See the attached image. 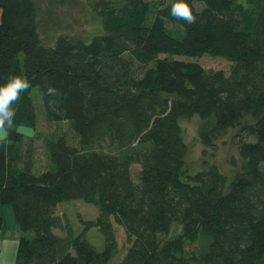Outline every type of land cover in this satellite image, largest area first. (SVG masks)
Instances as JSON below:
<instances>
[{
    "label": "trees",
    "instance_id": "16d2710c",
    "mask_svg": "<svg viewBox=\"0 0 264 264\" xmlns=\"http://www.w3.org/2000/svg\"><path fill=\"white\" fill-rule=\"evenodd\" d=\"M69 1L46 0L44 13L40 0H0V85L12 75L31 85L0 139V205L21 234L15 264H110L115 225L130 245L119 264H264V0H184L192 23L171 14L176 0H84L99 23L92 37L54 23ZM206 55L229 71L185 60ZM35 88L45 121L72 122L90 150L61 136L40 175L35 142L19 132L38 124ZM193 119L204 156L236 130L241 166L229 184L215 165L186 167ZM72 201L97 209L84 224L104 234L103 251L59 214Z\"/></svg>",
    "mask_w": 264,
    "mask_h": 264
},
{
    "label": "rangeland",
    "instance_id": "374dc122",
    "mask_svg": "<svg viewBox=\"0 0 264 264\" xmlns=\"http://www.w3.org/2000/svg\"><path fill=\"white\" fill-rule=\"evenodd\" d=\"M69 1L66 9H61L54 18V23L60 25V28H68V24L71 27L70 32L73 34H80L81 36L92 37L99 31L98 21H93L91 16L87 14V9L84 5V0ZM70 5V6H69ZM40 7L45 13L47 10L46 0H40ZM46 41L53 40V33L51 29L46 28L45 35H43ZM53 42V41H52ZM185 58H182L184 60ZM190 62H196L200 64L206 70H222L228 72L231 64L224 59L214 58L206 55L199 59H185ZM32 99L36 107V113L38 118V124L36 128L20 127L19 132L24 134L28 139H33L37 150L38 163L35 168V175H40L44 171L51 170V164L49 156L46 150V145L51 141H56L59 137L65 136L71 145L77 146L81 152L89 153L90 150L79 146L78 138L74 132V125L72 122H59L48 123L44 117V107L42 103L41 93L38 88L32 91ZM183 128L185 132V140L189 147V152L186 158V167L191 173H198L205 170L209 165H215L218 170L227 176L228 184L234 179L235 175L240 170L241 162L238 152V148L235 145L234 137L236 130L231 129L228 131L224 142L220 141V149L215 158L211 156L203 155V147L197 139V120H188L183 122ZM8 133L5 129H0V139H6ZM95 151H105V147L98 146L94 148ZM238 164V167L235 166ZM53 169V167H52ZM139 167H134L133 171H138ZM58 212L60 215H65L72 224L76 234L85 232V246L100 252L104 250L106 246V238L104 234L97 229H90L85 231L84 221L95 220L98 216V211L95 207L83 203L81 201L65 202L58 206ZM0 214L4 219L5 228L11 232V227L15 228V218L13 211L10 207H4L0 205ZM117 242L121 250L120 254L111 261L110 264H119L126 254V249L130 246L127 240V236L124 229L116 226ZM57 234L61 235V232L55 230Z\"/></svg>",
    "mask_w": 264,
    "mask_h": 264
},
{
    "label": "clouds",
    "instance_id": "9594fccd",
    "mask_svg": "<svg viewBox=\"0 0 264 264\" xmlns=\"http://www.w3.org/2000/svg\"><path fill=\"white\" fill-rule=\"evenodd\" d=\"M171 14L178 19H183L188 23L195 21L191 9L184 0H176L172 4ZM30 82L22 76L12 75L4 85H0V129L11 127L15 117V110L11 105L20 99V93L30 88ZM49 95H55L56 90L49 87L47 90Z\"/></svg>",
    "mask_w": 264,
    "mask_h": 264
},
{
    "label": "crops",
    "instance_id": "0c3cea01",
    "mask_svg": "<svg viewBox=\"0 0 264 264\" xmlns=\"http://www.w3.org/2000/svg\"><path fill=\"white\" fill-rule=\"evenodd\" d=\"M20 237L17 226L11 227L9 232L4 223V231L0 237V264H15Z\"/></svg>",
    "mask_w": 264,
    "mask_h": 264
}]
</instances>
